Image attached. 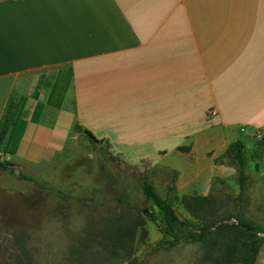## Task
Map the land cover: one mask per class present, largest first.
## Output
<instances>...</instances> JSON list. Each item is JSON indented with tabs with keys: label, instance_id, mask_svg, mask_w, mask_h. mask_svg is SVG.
I'll list each match as a JSON object with an SVG mask.
<instances>
[{
	"label": "crops",
	"instance_id": "crops-1",
	"mask_svg": "<svg viewBox=\"0 0 264 264\" xmlns=\"http://www.w3.org/2000/svg\"><path fill=\"white\" fill-rule=\"evenodd\" d=\"M5 79L30 83L9 158L53 160L74 125L193 155L209 129L264 130V0H0Z\"/></svg>",
	"mask_w": 264,
	"mask_h": 264
},
{
	"label": "rangeland",
	"instance_id": "rangeland-1",
	"mask_svg": "<svg viewBox=\"0 0 264 264\" xmlns=\"http://www.w3.org/2000/svg\"><path fill=\"white\" fill-rule=\"evenodd\" d=\"M13 84L14 79L0 80V153L10 156L18 139L15 126L23 100L19 90L30 83ZM245 131L252 134L251 129ZM245 134L237 129L229 136L219 128L209 129L198 139L193 155L172 151L159 157L151 155L154 145L111 141L102 146L74 132V140L51 161L39 164L11 157L7 163L13 167L8 168L20 174L0 169V264H214L205 255L215 239L221 246L215 233L203 242L157 247L163 240L160 216L142 182L148 180L162 198L170 195L172 183L179 198H211V213L205 218L194 217L175 202L181 220L220 225L243 215L264 227V130L259 131L260 139ZM225 139L246 145L243 196L238 165L226 154L229 145H222ZM256 264H264V245Z\"/></svg>",
	"mask_w": 264,
	"mask_h": 264
},
{
	"label": "trees",
	"instance_id": "trees-1",
	"mask_svg": "<svg viewBox=\"0 0 264 264\" xmlns=\"http://www.w3.org/2000/svg\"><path fill=\"white\" fill-rule=\"evenodd\" d=\"M23 103L24 100H22L19 108V117ZM73 131L76 133H83L91 143L100 144L102 146L108 145L106 140L97 139L90 131L83 129L79 125H74ZM262 142H264V137ZM226 154L230 155L238 165L240 183L239 196H243L247 179L246 168L248 163L245 143L242 141L232 143L228 147ZM8 167H13V164H0V169L6 170ZM21 178L27 181L32 180L24 175H22ZM142 186L145 195L153 202L160 216L163 240L158 244V248L175 247L182 241L203 242L207 237L215 233L216 236L221 239V246L217 247V240L215 239L211 251L206 253L205 258L214 264L257 263L264 245V227L260 224L243 215L232 223H220V225H208L206 221L195 224L192 220H181L175 213V202H181L194 217H199V214H201V216L205 218L208 213H211V210L208 209L212 204L211 198L196 195L179 198L171 188L169 189L170 195L167 198H162L157 194L154 186L148 182V180L144 179ZM212 215H214V212ZM148 216L152 222L157 221L155 215L149 214ZM212 228H215V230L212 231ZM215 253H217V255H215Z\"/></svg>",
	"mask_w": 264,
	"mask_h": 264
},
{
	"label": "built area",
	"instance_id": "built-area-1",
	"mask_svg": "<svg viewBox=\"0 0 264 264\" xmlns=\"http://www.w3.org/2000/svg\"><path fill=\"white\" fill-rule=\"evenodd\" d=\"M243 131L246 132L245 129H243ZM259 131H260V129H257L252 134H247V132H246V135H248V136H256V137H258L260 139L261 135L259 134ZM7 162H10V158L4 153H0V164H5Z\"/></svg>",
	"mask_w": 264,
	"mask_h": 264
},
{
	"label": "water",
	"instance_id": "water-1",
	"mask_svg": "<svg viewBox=\"0 0 264 264\" xmlns=\"http://www.w3.org/2000/svg\"><path fill=\"white\" fill-rule=\"evenodd\" d=\"M6 172H7V173H12V174L15 175L16 177H18L19 174H20V170H19V169H11V168H7V169H6ZM170 187H171V188H174V187H175V186H174V183H172V184L170 185Z\"/></svg>",
	"mask_w": 264,
	"mask_h": 264
}]
</instances>
